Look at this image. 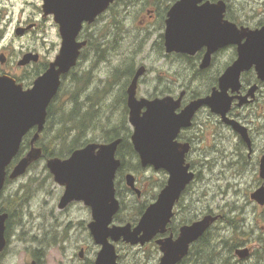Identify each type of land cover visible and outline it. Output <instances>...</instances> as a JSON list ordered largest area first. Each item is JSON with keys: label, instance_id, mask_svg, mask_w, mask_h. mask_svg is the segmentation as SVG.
<instances>
[{"label": "water", "instance_id": "obj_1", "mask_svg": "<svg viewBox=\"0 0 264 264\" xmlns=\"http://www.w3.org/2000/svg\"><path fill=\"white\" fill-rule=\"evenodd\" d=\"M114 0H88L92 5L84 8L86 0H78L79 11L76 15L65 13L57 16L63 37L62 48L55 61L34 82L32 88L24 90L22 85L8 76L0 75V193L4 189L7 168L20 153L25 135L37 128L30 151L20 159L10 174L12 179L24 175L29 167L43 156V149L36 146L48 120V108L58 94L62 76L68 74L78 63L85 42H78L77 36L85 19L93 20L98 13L106 9ZM202 0H183L170 11L171 23L166 33L169 52L183 51L195 53L198 45L213 46L206 54L202 68L210 64V56L217 47L226 44L238 45V58L227 68L219 80V89L212 94L190 102L181 112V97L172 96L149 100L137 98L139 79L146 73V67L137 70L128 88L129 122L133 127L131 137L143 167L153 166L156 170L166 169L169 173L167 186L160 192L157 200L142 214L137 225L113 224L114 216L121 208L116 195L115 178L121 159L116 157L122 138L109 143L91 142L78 148L67 158L50 157L47 167L56 182L65 187L59 201V208L65 209L74 202H84L91 208L92 220L88 228L94 241L100 245L95 264H119L116 242L123 240L132 245H144L156 235L168 231V225L175 215V205L186 187L195 179L186 162L189 143H180L177 138L183 128L193 124L197 112L204 106L221 115L223 121L230 125L248 143L251 140L248 130L239 121L228 117L233 100L239 98V105L249 103L254 97L258 85L250 88L247 95L231 96L242 86L240 78L244 71L253 67L258 78L264 81V25L260 29L239 28L236 23L225 21L223 13L226 3L206 2ZM181 6H187L185 16L193 20L191 33H180L173 20ZM246 38L245 42L242 40ZM146 108L145 111H143ZM260 176L264 179V156L260 163ZM127 184L136 189L135 176L127 175ZM139 192V191H138ZM251 197L264 205V185L256 189ZM219 216L208 214L191 224L183 225L177 239L168 237L158 240L163 256L159 264H178L187 256L190 245L200 239ZM8 214H0V253L7 245L6 221ZM244 258L247 249L237 250ZM80 256H84L83 250ZM32 264H37L33 261Z\"/></svg>", "mask_w": 264, "mask_h": 264}, {"label": "flooded vegetation", "instance_id": "obj_2", "mask_svg": "<svg viewBox=\"0 0 264 264\" xmlns=\"http://www.w3.org/2000/svg\"><path fill=\"white\" fill-rule=\"evenodd\" d=\"M87 1L88 0H86L83 5V7L86 9L92 5L90 2L87 4ZM182 1L183 0H114L109 3V5L104 11L98 13L93 20L85 19L81 24V28L77 36V41L85 42V45L81 49L77 65L72 68L68 74L62 76V83L66 78H70L71 73H73L74 70L78 66H80L79 64L85 56L86 51L93 53L97 64L101 63L102 61H105L106 63V60H108L107 56L109 53H113L114 56L118 57V61H120L119 64H127L133 62V64L135 65L133 72L130 74V76L122 77V79L127 78V81L125 82V84H123L120 93L118 92V94L114 95L113 98L111 89L107 90L106 88H98V92L94 93L95 100H100L102 109H108L112 111L115 109L122 110L123 114L128 115L129 120L130 109L128 106V88L132 80L134 79L139 67H146L147 70L145 74H147L148 71L146 64L144 62H141V57H138L136 60L135 54H138L139 56L140 54L145 53L144 56L148 59H150L151 57L155 58L159 56V61L162 64H173L179 67L180 69L177 71L176 75L184 76V78H186L187 80L191 79V81H193V79L200 78L203 81L209 82V86L206 90L207 92L205 91L203 94L196 93L191 87L190 82L185 79H181V76H176L175 78L173 76H169V79L166 80V76H162L161 74L158 79L159 85L155 86V88L153 89V93L146 94L142 92V94L141 87L143 78L145 76L144 74L138 82L136 94L137 98H147L149 100H153L156 98H163L165 96H172L175 99L181 97V106L177 110L178 112H181L193 100L212 94L214 89H219V80L221 76L224 74L227 68L230 67L238 58V45L226 44L222 47H217L212 52L210 56V64L206 68H202L201 66L204 62L207 52L210 48H213V46L200 44L198 45L199 47L195 53L183 51L169 52L166 44V33L169 24L171 23L169 13L177 3ZM220 1H224L226 3L222 19L223 23H225V21H230L236 23L239 28L248 27L253 30L260 29L263 27V21L254 23L253 21H251V18L242 15L241 12L238 15L233 14L231 10L230 0H202V2L199 3V6H203L206 2L218 3ZM186 7L187 6H181L176 18L173 20V23H175L176 29L179 34L192 32L191 25L193 23V20L190 17L185 16L187 12ZM77 11H79L78 0H0V75L13 78L17 84L22 85L24 90L32 88L35 80L39 77V70L42 69V73H44L57 57H49L50 55H45L43 51L60 52L62 48L63 37L61 33L60 23L56 20L57 16H63V14L65 13H71L73 15H76L78 13ZM121 14H123L122 17L123 19H125V21L120 22L119 15ZM243 17H247L248 19H245ZM129 18L140 19L139 24H134V26L131 28V32L129 31L130 28L128 26ZM121 23L123 25L125 24V26H121ZM120 28L123 30V32L126 30L129 31V33H131V38L133 36L137 39L138 43L134 42L129 44L133 49L132 51L130 50L129 53L127 51L122 52V48L127 46V44H124L120 42L119 39H116V37L120 33ZM112 31H116L117 34H111ZM157 31H159V40L153 42L152 37ZM110 37L111 40H109ZM245 41L246 38L242 40V42ZM124 56L129 57L130 59L125 60L123 58ZM121 71H123V68H121V66L114 65V69H112V74L114 77L116 76L117 81L118 76L120 74H123L121 73ZM82 72L85 73L86 71L83 70ZM240 81L242 86L238 92L233 93L232 89H229V94L231 96L247 95L249 93L250 88L254 85H258V89L256 90L255 96L253 98L249 97L250 102L245 103L242 106L239 105L240 99L235 98L233 100L232 107L228 113V117L239 121L243 126L247 128L252 148L250 149L248 143L242 138V136L238 132H236L230 125L226 124L223 121L221 115L212 112L211 108L208 106L202 107L195 115L193 119V124L188 128H183L177 138L178 142L180 143L190 144L189 151L186 154V162L190 164V171H193L196 175L195 179L186 187L180 197V200L176 203L174 208L175 215L172 218L171 223L168 225V231L164 234L156 235L151 241L147 242L144 245H132L130 243L124 242L123 240L119 241V243H125L131 246H140L142 248H146L145 246L147 245H153L155 248H157L158 251H160L161 255L163 256L162 250L157 241L160 239H166L171 236L173 237V239H177L180 233V228L183 225L191 224L195 221L190 220L188 222H181L177 233L176 230L172 229L173 224L176 222L177 212L179 213L180 209L182 208L186 209V206H184L185 204H183V202L187 199V195L189 194V190L192 188L193 184L199 179V173L196 170V162L195 160H193V155L199 154V149H197V146L200 141L207 142L206 135L200 134V131L204 133V130H200L196 123V119L201 113L209 111V114L214 117L215 124L211 132H209L210 141L217 142V140L222 137V128L228 130L230 129L239 137L242 150L247 152V158L251 159L254 155L257 154V135L259 136V133L263 135V129H257V131H255L253 126L250 124L251 121L248 117L250 115L258 116V107L264 100V81L258 78V74L254 67L248 71H244L241 74ZM145 110L146 108L143 111ZM248 111L250 112L247 114L246 112ZM262 115L258 117L261 118ZM36 131L37 128L35 127L30 130L24 137V140H28L31 146L33 145L32 140L35 136ZM131 131L133 133V130ZM132 133L130 136V142L132 144L133 151L135 154L132 153V148L130 154H127L129 152L125 151L123 153H120V148L124 140V134H122V136L120 137H117L122 138V143L119 145L118 150L116 152V157L121 159L122 163L117 171L115 178L116 195L117 198L120 200L121 208L119 212L114 216L113 224H117V222H119L118 224H122L124 222L118 220L117 216L125 209L129 208L127 207L128 204L126 199L128 197V194H135V197L137 198L136 202H139V200L142 199L143 196H147L151 193V179L150 177H148L147 179H143L142 176H140L141 172L143 174L144 172L149 170H152L154 172L159 171L164 176L161 180V187L159 193H157L151 201H149V198H146L144 202H140L139 206L141 209L145 208L144 211L157 200L160 192L168 184L169 173L166 169L156 170L153 166H142L140 156L136 152L131 140ZM113 140H108L107 142L102 140L100 143H109ZM214 147H216V145L212 146L211 144H209V148L211 149L210 152H212ZM207 153L209 152H205V154ZM240 153L241 155H239L241 157L245 156V153L243 155L242 152ZM263 156L264 149H261L258 153L260 163ZM22 157L23 156L19 154L13 159L12 163L7 168V177L4 189L18 179H12L10 177V174L13 171L15 165L20 161ZM36 163H33L32 166H34ZM130 173L135 176V184L137 190L132 189V187L128 186L127 184V175ZM261 184L264 185V181H262L260 185ZM4 189L0 193V214H8L5 232L7 245L5 249L0 253V264H3V261L6 258L8 259L11 254V251H9V249L12 244H14L11 222L14 221L16 212V210L9 208L5 204ZM119 194H121V197ZM2 201H4L3 204H1ZM79 203L84 204V202ZM68 207H66L65 209H67ZM88 208L91 211V208ZM143 213L144 212L139 213L138 216L141 217ZM208 214L219 216L216 222L220 220L232 226V236L221 239L225 241H222L223 243H221V246L224 249L228 250V253L230 254V257L228 258V264L248 263L249 261L257 259L259 255H264V238L262 236L257 235L254 238L258 242L257 249L255 250L254 247L244 245L246 241H251L254 235H248L246 237H243V235L247 233L243 232V234H241V232H239V229L241 227L235 219H227L220 214H213L210 212L205 215ZM131 222L135 226L139 221H136V219H134L133 221L132 219ZM235 225H238L237 231ZM238 232L240 234H237ZM205 236L206 234L194 243H192L190 245V250ZM240 249H247L248 255L244 258L240 257L237 254V250ZM82 250L83 252L85 251V249ZM117 253V261L119 264H121V257L119 255L118 250ZM189 253L187 254V256L189 255ZM44 256L45 254L39 255L37 249L32 250L31 261L28 264H32L33 261H36L37 264H43ZM186 257H184L178 264H183V260ZM95 261L96 259L91 261V263L95 264Z\"/></svg>", "mask_w": 264, "mask_h": 264}, {"label": "rangeland", "instance_id": "obj_3", "mask_svg": "<svg viewBox=\"0 0 264 264\" xmlns=\"http://www.w3.org/2000/svg\"><path fill=\"white\" fill-rule=\"evenodd\" d=\"M230 2L233 14L238 15L241 12L242 15L251 18L254 23L264 22V0H230ZM122 16L123 14L119 15L120 22L125 21ZM243 18L248 19L247 17ZM139 22L140 19L129 18V31L131 32L134 24H139ZM121 26L124 27L125 24L121 23ZM129 31L123 32L120 28L119 35H116V39L127 44L122 48V52L127 51L129 53L130 50H133L129 44L137 42L136 38L133 36V39L131 38ZM115 33L117 34L116 31H112L111 34ZM158 37L159 31L154 33L152 41H158ZM109 40H111V37ZM43 53L55 58L59 51H43ZM144 54L142 53L139 56L135 54L136 60L141 57V62H144L148 68L147 74L143 78L141 93H153L155 86L159 85L158 79L161 74L166 76V80L169 79V76L174 78L181 76L176 75L180 69L176 65L162 64L159 61V56L148 59ZM123 58L125 60L130 59L126 56ZM107 59L106 63L102 61L97 64L93 53L86 51L79 64L80 66L73 72L75 75H81L83 70L86 72L91 70V82L84 92L79 91V100L85 103L87 102V95L92 96L90 97L92 101H89V105L85 106L93 107L95 127L88 129L87 138L94 139L96 142L102 141L106 130H110L116 125H123L124 118L122 110H104L101 108L100 100H95V97H93L94 93L98 92V88H106L107 90L111 89L113 98L114 95L121 92L123 84L127 81V78L117 81L112 74L114 65L121 66L123 68L122 72H125L126 64H119L118 57L114 56L113 53H109ZM180 78L187 80L184 76ZM70 79L64 81L60 90L62 94L56 100V108L60 110L62 107L65 108L66 104H69L68 106L72 108L71 103H67L70 97L68 91L75 88V83L70 82ZM187 81L190 82L196 93L203 94L209 86V82L200 78L193 79V81L188 79ZM93 101H95L94 105H92ZM83 107L81 105V108ZM257 113L258 116L263 114L261 118L256 115H250L248 118L255 131L263 129V135L260 133L259 136L257 135L258 152L251 159L247 158V152L242 150L237 134L230 129L222 128V137L217 142L209 140V132L215 124L214 117L209 114V111H205L197 117L198 128L204 130V133L200 131V134L206 135L207 142L200 141L197 146L199 154L193 155L199 179L193 184L187 199L183 202L186 209L182 208L179 213L177 212L176 225L180 226L181 222L184 221L199 220L209 212L220 214L227 219H235L241 227L239 232L247 233L243 237L254 235L253 239L246 241L244 245L257 249L258 242L254 238L257 235L264 238V205H259L251 195L261 187L262 184L260 185V183L264 181L260 177V161L258 158L259 151L264 149V100L259 105ZM56 117L57 115L53 117L54 121L52 120L49 129V138L53 135L52 131L57 127ZM129 127L133 130L130 123ZM209 144L216 145L212 152H210ZM207 151L209 153L205 154ZM240 152H242V155L245 153L246 157H241ZM46 163V159L41 157L24 175L4 189L5 204L16 210V212L15 219L11 222L14 244L9 249L11 251L9 258H6L3 264H28L31 261L32 250L42 249V246H40L42 242L45 244L43 264H92L91 261L96 259L100 247L95 243L87 227L92 220L91 211L79 202L71 204L64 210L59 208L58 204L63 195L64 187L55 181ZM140 174L143 179L150 177L152 182L150 186L151 193L143 196L139 202H136L135 194H128L126 199L129 208L120 213L119 217L120 221H124L122 224L131 222L130 220L136 218V221H139L141 217H136V207L139 206L140 202H144L146 198L151 201L160 191L163 174L152 170ZM209 230L208 239L215 245L219 254V259L216 258L213 264H228L226 260L230 257V254L228 250L221 246L223 241L221 239L232 236V226L219 220ZM115 244L121 257V264H159L162 256L160 251L153 245L142 248L119 242ZM82 249H85L83 258L80 257ZM255 261L256 259L241 264H254Z\"/></svg>", "mask_w": 264, "mask_h": 264}, {"label": "trees", "instance_id": "obj_4", "mask_svg": "<svg viewBox=\"0 0 264 264\" xmlns=\"http://www.w3.org/2000/svg\"><path fill=\"white\" fill-rule=\"evenodd\" d=\"M126 67L127 68L125 72L121 71V73L123 74H120L118 76V80L122 79V77L130 76V74L135 68V65L133 63H127ZM42 72L43 70L40 69L38 74L40 75ZM71 74V79H69L70 82L75 83V88L73 90L68 91L70 97L68 98L67 103H71L72 108L68 106L69 104H66V107H62L61 110L56 108V100L60 98L62 92H59V94L56 96L51 106L49 107L48 123L40 141L38 142V145H40L43 149L44 159H47L48 157L52 156H59L65 158L69 156L75 149L81 148L89 142L95 141L94 139L87 138L88 129H92L95 127V121L93 120V116L95 115V113L93 114V107L85 106L89 105V101H92L90 98L92 96L87 95V102L85 103L79 100V91L81 93L84 92L85 89L88 87L89 83L91 82V72L87 71L81 75H75L73 73ZM67 79L68 78H66L64 81H66ZM63 84L64 82L62 83V86ZM94 102L95 101H93L92 105H94ZM81 105L84 106L85 109L84 107L81 108ZM56 115L57 127L52 131L53 135L49 138V129L51 127L52 120L54 121L53 117ZM131 133L132 131L129 127L128 115L124 114L123 125H116L113 126L110 130H106V134L102 138V140L107 142L108 140H113L124 134V140L120 148V153H123L125 151L129 152L127 154H130L131 148L132 153H134L132 144L130 142ZM30 149V142L28 140H24L21 147L20 155H26V153ZM119 195L121 197V194ZM144 209H141L140 206L136 207V217H138L139 213L144 212ZM119 217L120 214L117 216L118 220ZM178 227L179 225H176L174 223L172 229L176 230L177 233ZM235 228L237 231L238 225H235ZM209 234L210 230L206 233V236L203 239H201L195 246L191 248L189 255L183 260V264H213L216 258L219 259V254L216 250L215 245L211 243L210 239H208ZM237 234L240 233L238 232ZM241 234H243V232H241ZM40 246H42V249L39 248V255L45 254V244H43L42 242ZM263 261L264 255H259L254 264H264ZM226 262L228 263L229 260L227 259Z\"/></svg>", "mask_w": 264, "mask_h": 264}, {"label": "bare ground", "instance_id": "obj_5", "mask_svg": "<svg viewBox=\"0 0 264 264\" xmlns=\"http://www.w3.org/2000/svg\"><path fill=\"white\" fill-rule=\"evenodd\" d=\"M234 186V185H233Z\"/></svg>", "mask_w": 264, "mask_h": 264}]
</instances>
